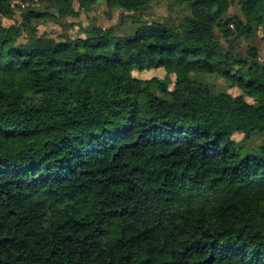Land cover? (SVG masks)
<instances>
[{
    "label": "trees",
    "instance_id": "trees-1",
    "mask_svg": "<svg viewBox=\"0 0 264 264\" xmlns=\"http://www.w3.org/2000/svg\"><path fill=\"white\" fill-rule=\"evenodd\" d=\"M26 1L8 27L0 0V264H264V61L239 51L264 0H170L175 27L137 18L159 0ZM102 2L134 30H39Z\"/></svg>",
    "mask_w": 264,
    "mask_h": 264
},
{
    "label": "rangeland",
    "instance_id": "rangeland-1",
    "mask_svg": "<svg viewBox=\"0 0 264 264\" xmlns=\"http://www.w3.org/2000/svg\"><path fill=\"white\" fill-rule=\"evenodd\" d=\"M16 9V14L12 18L3 19V24L5 26H13L21 23V17L23 11L28 10L29 8H36V10H43L45 6L40 3L37 5V2L32 3L31 1L24 0H13L12 3ZM27 8V9H26ZM78 9V6H76ZM26 9V10H25ZM240 11L237 8H234L230 15H239ZM132 14H128L122 11H118L116 13L111 12L106 2H102L101 4H97L92 8V10L88 13H81L79 19H66L67 26L72 25V28H65L63 26H57L55 24L49 23L45 26H40V32H46L51 38L58 39L61 36L76 38L78 36H84L80 29L81 28H89V26H98L102 28H109L112 26H116L118 28V32L120 34L130 33L134 30L135 26L132 23V19L130 18ZM190 12L186 8V6H176L170 0H159L157 2L152 3L146 10L137 14V18H141L143 21L149 22H160L164 24H169L170 26H179L184 17L189 16ZM261 34V32H260ZM259 37L255 39L251 43H246L241 41L239 51L247 52L249 46H253L257 48L260 53L261 60L264 61V41ZM21 42H25V36L21 38ZM159 76H162V73L156 72ZM144 76H151L144 75ZM200 81L204 82L211 86L212 91L216 94L222 93L227 89V83L216 76H199ZM237 140H242L243 138L239 136H235ZM264 143V138L258 135H254L251 140L245 145V152L249 155L255 154L257 149Z\"/></svg>",
    "mask_w": 264,
    "mask_h": 264
}]
</instances>
